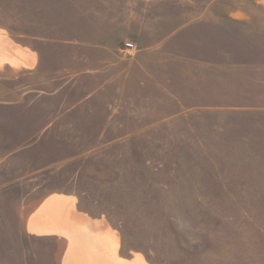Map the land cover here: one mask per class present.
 Listing matches in <instances>:
<instances>
[{"label": "rangeland", "instance_id": "374dc122", "mask_svg": "<svg viewBox=\"0 0 264 264\" xmlns=\"http://www.w3.org/2000/svg\"><path fill=\"white\" fill-rule=\"evenodd\" d=\"M0 33V264L83 236L130 264H264V0H0ZM55 194L86 234L28 229Z\"/></svg>", "mask_w": 264, "mask_h": 264}, {"label": "bare ground", "instance_id": "6f19581e", "mask_svg": "<svg viewBox=\"0 0 264 264\" xmlns=\"http://www.w3.org/2000/svg\"><path fill=\"white\" fill-rule=\"evenodd\" d=\"M8 49H9V42L4 37L0 38V56L3 57L6 54L5 51H7ZM74 202L75 201L71 197H67L65 195H60V194L51 195L36 209L37 214H38L40 212V210H42L45 207V209L47 210L46 214H43L40 216H38L37 214L32 215L28 221V224H27L28 229L32 232L37 233V234H59L61 230H59V228H56L55 225H60V227L61 226L64 227L65 223L71 224L73 222L76 225H81L84 232H86L87 230H90L89 228L91 227V225H89L90 222H89L88 218L86 217V215L75 213V210H74L75 203ZM41 217L43 219H41ZM83 237L84 238H83L82 242L79 243V246H77L78 243L75 242L74 240L71 243V245L73 244V246H74V244H77L74 246V249L70 250V252H72V254L74 252H78L79 249L81 250L80 252L87 251V249H89L90 252L92 250V252H95V253L99 252L101 250L99 247L95 248L94 247L95 245H89L88 244V242H90V240H92V236H90L88 238H86L85 236H83ZM85 244H86V246H85ZM110 247H111L112 255H110V256H108V258H106V259H108V261L106 260L104 264H130V262L127 261L125 258H120L119 255L117 254L116 250L111 245H110ZM81 254L83 255V253H81ZM70 256L71 255L68 252L67 256H65L63 264L73 263V260H72V258H70ZM109 258H110V260H109ZM90 261H91V259H90ZM84 262H86V261H82V263H84ZM88 262H86V263H88ZM93 262L95 263V261H93ZM90 263L91 262H89V264ZM132 263L133 264H149L140 255L139 256L137 255L135 260Z\"/></svg>", "mask_w": 264, "mask_h": 264}, {"label": "crops", "instance_id": "0c3cea01", "mask_svg": "<svg viewBox=\"0 0 264 264\" xmlns=\"http://www.w3.org/2000/svg\"><path fill=\"white\" fill-rule=\"evenodd\" d=\"M125 49L126 50H129L127 48H125ZM146 79H147V82L154 83V84H158V86H163V87L165 86V79H164V77H159L158 76V78H156L154 74H148V76H147ZM160 79H162V81H163L162 83H159L158 82V80H160ZM177 109H180V108L178 107ZM69 226H71V228H70V231L71 232H73V233H76L77 232V233H80V234H83V233L85 234V232H84L83 228L81 227V225H76L75 223H71V224H69ZM82 240L83 239L75 240V242H77L78 245L77 244H74V246L75 245L79 246V243L82 242ZM88 244L89 245H95L94 239L90 240V242H88ZM99 245L102 246V247L101 246L99 247L101 250L99 252H96V253L95 252H92V250L90 252L89 249H87V251H82V252H80L81 250L79 249L78 252H74L73 254L71 253L70 258H72V260H73V263H71V264H84V263L85 264H89V262H91L90 264H101V263L104 264L106 260L108 261V259H106V258H108V256L112 255V251H111V249L110 250L109 249H106L104 242H103V244L102 243H99L98 246ZM85 246H86V244H85ZM81 253H83V255ZM90 259H91V261H90ZM109 260H110V258H109ZM82 261H86V262L89 261V262L88 263H86V262L82 263ZM93 261H95V263Z\"/></svg>", "mask_w": 264, "mask_h": 264}, {"label": "built area", "instance_id": "2783aa9c", "mask_svg": "<svg viewBox=\"0 0 264 264\" xmlns=\"http://www.w3.org/2000/svg\"><path fill=\"white\" fill-rule=\"evenodd\" d=\"M126 48L129 49V50H133L135 48V45L131 42H127L125 44Z\"/></svg>", "mask_w": 264, "mask_h": 264}]
</instances>
